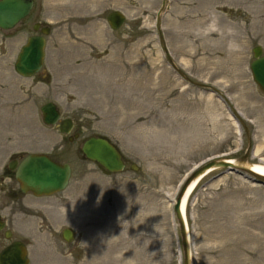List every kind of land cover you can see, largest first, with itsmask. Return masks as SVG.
I'll use <instances>...</instances> for the list:
<instances>
[{
	"label": "rangeland",
	"instance_id": "374dc122",
	"mask_svg": "<svg viewBox=\"0 0 264 264\" xmlns=\"http://www.w3.org/2000/svg\"><path fill=\"white\" fill-rule=\"evenodd\" d=\"M113 11L126 18L116 31ZM32 12L51 22L35 76L13 68L32 32L0 30V82L18 84L0 92V176L12 157L44 152L71 177L42 198L0 184L1 216L21 232H0V250L24 239L30 264H182L167 194L195 165L264 159V95L249 69L252 48L264 52V0H34ZM48 102L70 134L42 123ZM92 136L119 149L121 173L83 157ZM199 181L185 210L193 264H264V185L223 169ZM43 216L76 241L55 251Z\"/></svg>",
	"mask_w": 264,
	"mask_h": 264
},
{
	"label": "water",
	"instance_id": "95a60500",
	"mask_svg": "<svg viewBox=\"0 0 264 264\" xmlns=\"http://www.w3.org/2000/svg\"><path fill=\"white\" fill-rule=\"evenodd\" d=\"M162 5H165L164 1ZM32 7V0H0V30L7 31L14 28L30 12ZM124 19L121 13L115 11L108 15L107 23L112 30H118L123 24ZM43 34L47 35L48 33L45 31ZM45 46L44 36H32L28 38L17 55L14 64L15 72L24 78L37 74L44 62ZM252 55L253 60L249 66L251 77L260 92L264 95V54L262 48L260 46L252 48ZM40 111L43 124L47 126L58 125L59 132L65 135L72 130L73 125L70 119L59 121L60 113L54 103L45 104ZM81 153L87 161L96 164L108 174L121 173L125 168L121 152L106 138L89 137L84 141ZM247 157L245 155L238 163L230 162L229 160L207 162L195 170L180 187L174 205V212L179 224L182 264H193L187 225L181 210L182 202L187 200L194 186L204 175L216 169H223L226 172H234L240 175L247 174L255 182L264 185V175L252 171L250 165L245 162ZM8 167L14 171V179L18 183L20 191L24 194L31 193L35 197L51 196L64 191L71 175L69 164L57 163L45 154L27 155L19 163L17 161L10 162ZM130 169L137 170L135 164H131ZM193 183L192 189L186 192ZM3 228L4 222L0 219V231ZM5 235L7 238L10 237L9 232H6ZM63 237L66 241L70 242L72 234L70 231L64 230ZM0 264H29L24 244L16 241L4 248L0 252Z\"/></svg>",
	"mask_w": 264,
	"mask_h": 264
},
{
	"label": "flooded vegetation",
	"instance_id": "af4514ba",
	"mask_svg": "<svg viewBox=\"0 0 264 264\" xmlns=\"http://www.w3.org/2000/svg\"><path fill=\"white\" fill-rule=\"evenodd\" d=\"M32 2H33V7H34V0H32ZM33 7L30 10V12L23 19H21L18 22V24L14 28H12V29H16V28H20L21 27L22 29L25 28V29H28V30H30L32 32V34H30L27 37L25 43L27 42L28 38H30L32 36H44L45 43H46V38L51 33V28L49 26V24L51 22L50 21H47L44 18V16H41V14L40 15H37V14L34 15V13L32 12ZM108 15H107V17H108ZM107 17H106V21H107ZM45 31L48 33L47 35H44L43 34ZM19 51H20V49L18 50L17 55H18ZM17 55H16V58H17ZM35 75H33V76H35ZM16 76L17 77H21L17 73H16ZM21 78H24V77H21ZM29 78H31V77H29ZM0 84H1V86H0V92H3V88L4 87H5V89H6L7 92H9V91L13 92V90H15L16 87L18 88V84H16L15 86H13V84H10L9 85L8 83L6 84L3 80L0 82ZM9 87H11V89ZM0 94H3V93H0ZM22 95L24 96V94H22ZM62 119H65V118H61V112H60V120H62ZM74 136L76 137V134ZM67 139L70 141L72 138L70 136H67ZM24 157H20V156L12 157L11 160H10V162L17 161L19 163ZM8 164H7V167H6V171H4L3 175L0 176V184L1 185H6V183L11 182V178L14 179V171L9 169ZM16 205H19V204H16ZM15 210L16 211H14V212L11 211L12 212L11 213L12 215H15L16 213L19 212V210H17V209H15ZM0 216H1V213H0ZM51 216L52 217H55V213H52ZM43 217H44V219H45L46 222L51 223V224L48 223L45 227L47 228L48 232L54 237V240L55 241H53V244H54L53 245V249L55 251H57V252L61 251L62 250V244H65V243L70 244V243L76 241V234L74 232V229H71L70 227L67 228V226H65V225H60V219H55V218H52L51 219L50 217L48 218L47 216H43ZM11 218H12L11 219V222H14V217H11ZM50 219H51L52 222L49 221ZM2 221L4 222V229L1 232H3L4 238L5 239H8V240L9 239H12V236H14V231H18L19 229L18 228H17L18 230L16 229V225H14L15 222L13 224L9 220H5L4 218H2ZM6 227H8L9 229H6ZM64 230H68V231L71 232L72 238H71L70 242L66 241V239L63 237V231ZM42 231H43V229H42ZM6 232H9L10 233V237H8V238L6 237V235H5ZM18 232L21 233L20 230ZM23 240L24 239H16V240H12V241L8 242L7 245L0 250V252L4 248H6L7 246H9L12 242L20 241L26 247V254H27V257H28V260H29V264H30V247H31V245L28 244V243H26V242H24ZM56 241H58V242H56ZM39 243L40 242H36V245H39L40 246ZM46 250H48L47 246H46Z\"/></svg>",
	"mask_w": 264,
	"mask_h": 264
},
{
	"label": "bare ground",
	"instance_id": "6f19581e",
	"mask_svg": "<svg viewBox=\"0 0 264 264\" xmlns=\"http://www.w3.org/2000/svg\"><path fill=\"white\" fill-rule=\"evenodd\" d=\"M200 87V85H198ZM260 150V148H257V151L258 152ZM230 162H234L233 160H229ZM250 167L252 168V171L255 172V173H258V174H262L264 175V159H259V163H256V164H252L250 165ZM198 181V180H197ZM196 182V181H195ZM194 182V183H195ZM200 182V181H199ZM194 183L192 185L189 186V188L187 189L186 192H189ZM198 185V184H197ZM195 189V187H194ZM194 189L192 190V192L194 191ZM187 194V193H185ZM192 194V193H191ZM167 196L169 197V200L172 202L174 201V197H175V192L172 193V194H167ZM188 200V199H187ZM186 205H187V201H183L182 202V205H181V210H182V214H184V219L186 220V217H185V210H186ZM187 224V222H186ZM173 228L175 229V222L173 221ZM187 230H188V227L186 226ZM180 258H181V252L178 250V259L180 261Z\"/></svg>",
	"mask_w": 264,
	"mask_h": 264
}]
</instances>
